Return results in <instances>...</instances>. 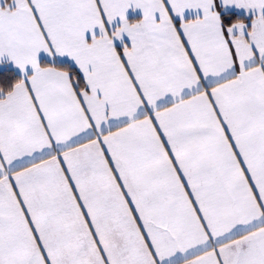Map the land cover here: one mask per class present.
I'll list each match as a JSON object with an SVG mask.
<instances>
[{
  "label": "snow or ice",
  "instance_id": "snow-or-ice-1",
  "mask_svg": "<svg viewBox=\"0 0 264 264\" xmlns=\"http://www.w3.org/2000/svg\"><path fill=\"white\" fill-rule=\"evenodd\" d=\"M0 264H264V0H0Z\"/></svg>",
  "mask_w": 264,
  "mask_h": 264
}]
</instances>
